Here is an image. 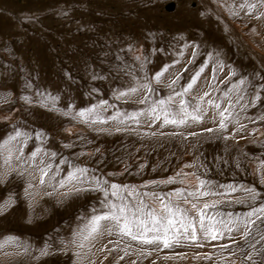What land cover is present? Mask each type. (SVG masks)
I'll list each match as a JSON object with an SVG mask.
<instances>
[{
    "label": "rangeland",
    "instance_id": "1",
    "mask_svg": "<svg viewBox=\"0 0 264 264\" xmlns=\"http://www.w3.org/2000/svg\"><path fill=\"white\" fill-rule=\"evenodd\" d=\"M206 1L0 0V144L16 129L30 136L26 145L0 148V264H264L260 221L247 238L240 231L214 241L201 235L169 249L116 232L84 239L91 216L105 210L103 192L75 190L94 187L88 183L60 186L76 167L88 169L87 181L162 194L195 189L200 176L212 191L232 184L260 193L243 203L236 202L242 192L198 202L219 200L215 211L225 218L264 203V3L247 0L256 5L249 13L240 6L245 0ZM168 3L175 4L172 12ZM165 66L169 71L157 82ZM202 66L185 95L204 110L201 121L164 125L147 114L153 101L182 91ZM131 87L137 92L119 96ZM209 99L221 108L231 103L226 130ZM93 107L106 123L78 116ZM141 111L136 120L125 118ZM13 147L23 155L13 150L9 159ZM36 148L41 153L33 161ZM41 159L52 165L43 184ZM169 177L176 182L163 183Z\"/></svg>",
    "mask_w": 264,
    "mask_h": 264
},
{
    "label": "snow or ice",
    "instance_id": "2",
    "mask_svg": "<svg viewBox=\"0 0 264 264\" xmlns=\"http://www.w3.org/2000/svg\"><path fill=\"white\" fill-rule=\"evenodd\" d=\"M264 3V0H261ZM241 8L247 7L249 13L256 7L255 4L245 3L240 5ZM259 18V17H257ZM170 66H165L162 71L157 72L155 80L160 82L165 73L169 71ZM204 68L201 67L186 87H183L182 91H174V95H169L167 98L155 100L147 111V114L153 120H161L164 125L172 124L176 126L186 125L189 120L199 122L202 120L203 109L197 105L192 107L185 99V95L194 89L200 73ZM180 77L172 80V85H175ZM241 84L244 81H240ZM144 87L152 92L153 89L144 85ZM231 91V90H230ZM137 88L131 87L129 92H120V97H125L129 93H136ZM205 96H209V93L205 92L200 100H203ZM178 99V106L176 100ZM256 100L260 97L257 95ZM147 101V97L141 100L143 104ZM102 104H106V101H102ZM207 103L217 110L219 115V127L222 130H226L228 127L227 121L232 116V105L229 103L228 107L221 108V105L215 103L209 99ZM192 110L189 111V108ZM145 112H137L131 115L126 114V119L136 120L140 115H144ZM78 116L85 121H91L92 123H106L105 120L100 119L96 108L84 109L78 113ZM95 117V119H93ZM117 119V117H112ZM121 123L124 121L121 120ZM206 131L211 132L213 129L209 128ZM36 139H40L43 133L37 132ZM196 135V133H192ZM30 136L29 133L23 132L19 129L15 130V134L6 139L3 144H0V148L16 144L26 145ZM227 139V137H225ZM17 150L23 155V148H9V159L11 158V152ZM41 153L40 148H36L32 151L30 159L35 161ZM47 155V153H45ZM53 157L55 153L51 154ZM65 161H61L64 163ZM40 164L45 165L40 168L41 171V183L44 182V177L48 175L52 165L45 164L43 159L40 160ZM186 167H188L186 165ZM261 167L264 168V160L261 161ZM88 169L76 167L74 171H69L67 177L60 181V186L64 187L65 183L76 182L78 184H91L94 185L89 188H76L79 191H101L104 195V200L101 201L104 211L99 214H93L90 218L88 225L86 226L87 235L84 239L92 237L94 234L103 233L107 231L110 235L112 232H116L121 237H128L132 241H136L142 245L154 246L164 249H169L178 245L180 241L191 240L198 242L201 235L205 240H217L222 238L226 233H232L234 231H240L242 235L247 238L251 235V228L256 226L257 221L261 222V226H264V203L259 207L253 206L251 211L244 213L243 215L234 216L232 213L227 214L225 218L223 213L215 211L220 204L219 200H213L210 203L206 202L203 207L199 206V201L205 197H227L234 193H244V199H237V203H243L244 200L250 199L256 201L260 193L255 188L245 187L243 185L237 187L235 185H220V188L226 189L225 191H212L209 182L200 176H196L198 185L195 189H188L186 187H177L174 191L162 194L157 191H144L141 192L136 186L121 185L117 183H109V181H101L95 177L91 181H87ZM181 173H177V176ZM186 175V174H185ZM193 175H196L193 173ZM174 177H169L163 183L170 184L175 183ZM154 183V182H153ZM182 183V181H181ZM143 187L147 188L148 185ZM191 198V200L189 199ZM151 201L149 203L148 201ZM181 201L183 203H181ZM196 201V202H192ZM191 204V209L195 210L196 215L193 216L192 212L186 205ZM255 217V219H253ZM264 239V237H262ZM197 247L202 245L197 243ZM253 247H255L253 245ZM47 254V248L42 250V255ZM248 259H251L249 255ZM135 264V262H133Z\"/></svg>",
    "mask_w": 264,
    "mask_h": 264
},
{
    "label": "water",
    "instance_id": "3",
    "mask_svg": "<svg viewBox=\"0 0 264 264\" xmlns=\"http://www.w3.org/2000/svg\"><path fill=\"white\" fill-rule=\"evenodd\" d=\"M174 7H175V4L174 3H168L166 6H165V10L167 12H172L174 10Z\"/></svg>",
    "mask_w": 264,
    "mask_h": 264
},
{
    "label": "bare ground",
    "instance_id": "4",
    "mask_svg": "<svg viewBox=\"0 0 264 264\" xmlns=\"http://www.w3.org/2000/svg\"><path fill=\"white\" fill-rule=\"evenodd\" d=\"M206 1V0H205ZM207 2V1H206ZM210 2V1H209ZM209 6V8L211 7V8H213L214 6H213V4H208ZM218 10V9H217ZM216 13H218L217 11H216ZM219 18H221V17H219ZM223 22H225V21H223ZM225 24V23H224ZM262 64V63H261Z\"/></svg>",
    "mask_w": 264,
    "mask_h": 264
},
{
    "label": "flooded vegetation",
    "instance_id": "5",
    "mask_svg": "<svg viewBox=\"0 0 264 264\" xmlns=\"http://www.w3.org/2000/svg\"><path fill=\"white\" fill-rule=\"evenodd\" d=\"M16 1H19V0H16Z\"/></svg>",
    "mask_w": 264,
    "mask_h": 264
}]
</instances>
